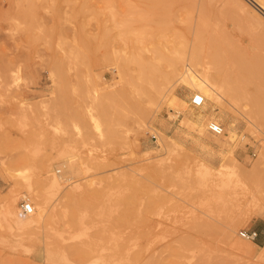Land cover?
I'll return each mask as SVG.
<instances>
[{"label": "rangeland", "instance_id": "rangeland-1", "mask_svg": "<svg viewBox=\"0 0 264 264\" xmlns=\"http://www.w3.org/2000/svg\"><path fill=\"white\" fill-rule=\"evenodd\" d=\"M259 3L0 0V264H264L239 235L264 231ZM189 72L219 98L193 106Z\"/></svg>", "mask_w": 264, "mask_h": 264}, {"label": "bare ground", "instance_id": "bare-ground-1", "mask_svg": "<svg viewBox=\"0 0 264 264\" xmlns=\"http://www.w3.org/2000/svg\"><path fill=\"white\" fill-rule=\"evenodd\" d=\"M261 4L264 5V0H260ZM260 4V3H259ZM260 4V5H261ZM244 6V5H243ZM262 7V6H261ZM258 13V12H257ZM259 14V13H258ZM205 40V39H204ZM199 42V41H198ZM194 47V46H193ZM196 47V46H195ZM194 58H196V54H194ZM214 60L215 61H219L220 58L218 56H215L214 57ZM191 65L189 64V68L191 69ZM254 73H256V78L258 79H264V77L261 75V71H257L255 69V71H253ZM210 78H209V75L208 74H205L203 76H198L192 72H189V81L191 83V87L195 88L196 90L200 91L204 98V102L206 100L207 97H210V98H219L220 96V92L218 90V88L209 82ZM208 85V87H207ZM257 96V94L255 95ZM251 121V120H250ZM253 121V120H252ZM210 122H216L218 123L217 121L215 120H210ZM264 122L260 121L257 119V121H255L253 124L255 125H259V126H262L264 125L263 124ZM193 124H197L195 122H193ZM219 124V123H218ZM200 124H198L199 126ZM222 127V126H221ZM223 127H222V133L218 134L217 136H221L224 134L223 132ZM160 137L162 138V136L160 135ZM159 137V138H160ZM228 141H232L233 139H235V135L234 133H231L229 134L228 136ZM217 142L219 145L223 146L224 143H222L221 139L217 138ZM161 143V142H160ZM221 157L223 158L224 160V163L225 164H222L223 167H228L229 170H232V169H240V165L239 163L237 162V160L235 159V157L233 156V153L230 152L228 154H222ZM262 164V167H264V146L260 152V156H259V159L257 162H255L254 164V168L255 169H260L261 168V165ZM74 166V165H73ZM73 166L72 165H69V168L73 171ZM209 171L211 170L210 167L207 168ZM264 171V168L262 169ZM50 170H46V172H48ZM220 171V170H219ZM221 172V171H220ZM69 178L67 177H63L62 175H58V174H54V173H49L45 176V179L43 180V185L42 187H50V188H53V189H61L62 186H63V183ZM254 184V183H253ZM247 187V185H245ZM256 186V192L258 193L259 197L262 199V201L264 202V183L263 182H259ZM45 189V188H44ZM28 190L30 192H33L34 190V186H32L31 184H29L28 186ZM74 193V192H73ZM34 194V193H33ZM248 194V193H247ZM251 195V194H250ZM35 196V195H34ZM37 200L34 201L33 200V205L31 204V207H32V211L29 213V216L26 217L25 219H14V222L16 224V226L18 227H27V226H30L32 225L33 222H35L38 218H40V216L42 215L43 211L45 210V207H46V197L44 195V193L42 192L41 194H37ZM9 199V198H8ZM250 199V198H249ZM257 200V199H256ZM252 201V200H251ZM24 202H28L27 200H24ZM30 203V202H29ZM264 206V204L262 205ZM15 208V206H14ZM14 208L13 206L8 208L7 210V213L9 214V216H11L12 214H14ZM263 208V207H262ZM8 216V215H7ZM12 217V216H11ZM43 217V215H42ZM11 220V219H9ZM12 221V220H11ZM38 221V220H37ZM13 223V222H12ZM36 223V222H35ZM17 228V227H16ZM256 244L259 248H262L264 250V242L259 245L257 243H254ZM251 246L249 245H246V244H243L241 243V245H238L236 246L235 248H237L238 250H240L242 253L244 254H251L252 253V249L250 248Z\"/></svg>", "mask_w": 264, "mask_h": 264}, {"label": "built area", "instance_id": "built-area-1", "mask_svg": "<svg viewBox=\"0 0 264 264\" xmlns=\"http://www.w3.org/2000/svg\"><path fill=\"white\" fill-rule=\"evenodd\" d=\"M190 103L193 106H201L204 103V98L200 93L196 92L191 96ZM207 127L209 131L215 134L222 133L221 125L216 122L208 123ZM20 208L23 214H29L32 211L31 203L29 202H22ZM239 235L246 239L255 240L258 237V231L256 229H242L239 231Z\"/></svg>", "mask_w": 264, "mask_h": 264}, {"label": "crops", "instance_id": "crops-1", "mask_svg": "<svg viewBox=\"0 0 264 264\" xmlns=\"http://www.w3.org/2000/svg\"><path fill=\"white\" fill-rule=\"evenodd\" d=\"M258 237L257 241L261 244L264 241V231H260V234L258 232Z\"/></svg>", "mask_w": 264, "mask_h": 264}]
</instances>
